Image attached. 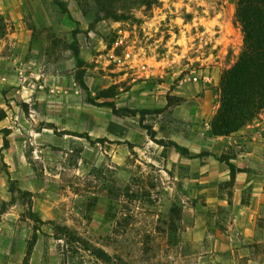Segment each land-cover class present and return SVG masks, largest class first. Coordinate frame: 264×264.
I'll list each match as a JSON object with an SVG mask.
<instances>
[{"label":"rangeland","instance_id":"374dc122","mask_svg":"<svg viewBox=\"0 0 264 264\" xmlns=\"http://www.w3.org/2000/svg\"><path fill=\"white\" fill-rule=\"evenodd\" d=\"M62 1L73 19L55 0H0L3 55L32 35L35 68L24 95L0 75V264H26L35 235L28 264H103L64 256L50 221L115 264H264L262 185L237 191L219 162L245 153V171L264 173V113L240 137L212 135L244 46L238 0H124L121 21Z\"/></svg>","mask_w":264,"mask_h":264},{"label":"trees","instance_id":"16d2710c","mask_svg":"<svg viewBox=\"0 0 264 264\" xmlns=\"http://www.w3.org/2000/svg\"><path fill=\"white\" fill-rule=\"evenodd\" d=\"M85 8L91 5L96 12V20L111 19L121 21L125 18V7L119 6L124 0H75ZM132 1L134 6H150L151 0H126ZM56 4L73 19L66 3L55 0ZM93 4V5H92ZM86 12V11H85ZM85 14V13H84ZM236 22L241 25L244 35V46L237 62L223 72L220 81V108L212 121V135L215 137L229 136L257 120L264 113V0H238ZM78 32V29L74 31ZM75 50V47H72ZM79 75V74H78ZM77 75L78 82L84 84ZM118 112L117 109H115ZM136 115L137 111H131ZM7 117L0 107V121ZM176 150L188 153V150L174 145ZM226 161V160H225ZM231 168V182L235 183L236 167L226 161ZM31 215L32 207L30 208ZM41 222L40 219H37ZM49 224L55 233V239L63 242L62 253L68 259L71 254H88L103 264H115L111 256L103 248L94 245L90 240L81 236L76 230L50 221ZM38 241L37 235L30 242L26 253V264L32 255L34 246ZM120 264H127L118 257Z\"/></svg>","mask_w":264,"mask_h":264},{"label":"crops","instance_id":"0c3cea01","mask_svg":"<svg viewBox=\"0 0 264 264\" xmlns=\"http://www.w3.org/2000/svg\"><path fill=\"white\" fill-rule=\"evenodd\" d=\"M18 9L21 11L23 8L21 7L22 5H17ZM2 9L7 10V5L1 6ZM13 10V9H12ZM17 10V9H16ZM13 14V13H12ZM21 35L18 34H14L13 38H18V42H16V46L17 47V52H15V54L11 57L9 56H4L3 55V51H4V46L5 45H0V75H1V81L2 84L4 86H12L11 91H17L19 95H24L25 89L27 87L26 85V81L29 79L28 78V73L26 72V68H29V65L31 66L32 69L33 68L32 65L33 61L32 60H28L27 59V55L31 46V39H32V35H28L26 36V39L24 40V42L21 40ZM23 42V43H20ZM37 67V64H36ZM36 80L38 81V77H35ZM34 83V88H30V92H38L39 87H42V85H39L36 81H33ZM218 108V106H217ZM208 124V123H207ZM250 132V127L246 126L243 129L239 130L236 133H233L231 136H236V137H240L242 134H246ZM231 136H225V137H218V139L221 140H231ZM185 149L188 150V154H192L193 150L185 147ZM192 150V151H191ZM244 154L245 153H237V157L238 158H234V159H230V163L233 164L236 167V175H235V183H234V187L236 188L237 191H239L241 189V187L243 185H250L253 181L256 182L257 184L260 183V185H262V193H260V199L264 201V173L261 172H254L252 171V173H249V171H245L246 167H244L242 165V161H244ZM247 155H249L247 153ZM197 159L203 158V157H213L215 158V156H213L212 154H208V153H202L200 155H196ZM216 159V158H215ZM219 162L221 164H224L226 166V168H228V173L231 176V168L230 166L227 164L226 161H222L219 160ZM250 168V166L248 167ZM254 178V179H253ZM241 195L236 196V199L238 201L241 200Z\"/></svg>","mask_w":264,"mask_h":264}]
</instances>
